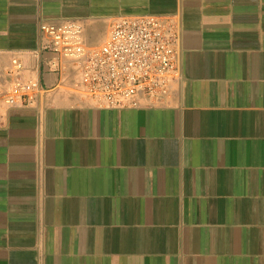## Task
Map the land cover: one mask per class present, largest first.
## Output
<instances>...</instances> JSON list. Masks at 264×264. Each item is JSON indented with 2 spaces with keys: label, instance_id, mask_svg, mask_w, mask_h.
Returning a JSON list of instances; mask_svg holds the SVG:
<instances>
[{
  "label": "crops",
  "instance_id": "crops-1",
  "mask_svg": "<svg viewBox=\"0 0 264 264\" xmlns=\"http://www.w3.org/2000/svg\"><path fill=\"white\" fill-rule=\"evenodd\" d=\"M148 13L181 35L160 105L97 108L44 63L43 21L98 44ZM0 77L40 88L0 120V264H264V0H0Z\"/></svg>",
  "mask_w": 264,
  "mask_h": 264
},
{
  "label": "built area",
  "instance_id": "built-area-1",
  "mask_svg": "<svg viewBox=\"0 0 264 264\" xmlns=\"http://www.w3.org/2000/svg\"><path fill=\"white\" fill-rule=\"evenodd\" d=\"M41 52L52 57L45 65L53 71L69 60L77 71L74 91L97 108L160 105L169 95L170 83L179 79V26L169 16L121 15L113 18L105 39L92 44L74 19L43 21L39 25ZM12 72L21 69L11 60ZM40 88L35 80L0 77V120L10 108L30 104Z\"/></svg>",
  "mask_w": 264,
  "mask_h": 264
}]
</instances>
